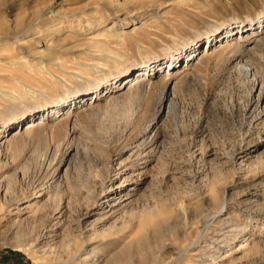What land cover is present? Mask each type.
<instances>
[{"label":"rangeland","instance_id":"1","mask_svg":"<svg viewBox=\"0 0 264 264\" xmlns=\"http://www.w3.org/2000/svg\"><path fill=\"white\" fill-rule=\"evenodd\" d=\"M262 15L264 0H0V264H61L88 241L97 264H264V33L206 40L233 25L238 41L239 22L252 37ZM150 59V88L92 104V82Z\"/></svg>","mask_w":264,"mask_h":264},{"label":"bare ground","instance_id":"2","mask_svg":"<svg viewBox=\"0 0 264 264\" xmlns=\"http://www.w3.org/2000/svg\"><path fill=\"white\" fill-rule=\"evenodd\" d=\"M258 23H259L258 27H256L255 29H252V31H256L255 35L252 36V37H254V39L251 36H248L247 35L248 32L246 30H248V29L245 30V28H248V26H245L244 25V22H239L238 25L240 24V26H242L244 28L242 30V34L243 35H242V37L239 38L238 41H234V42L233 41H229V37H231V35L234 32L235 28L240 29L239 26L238 27H235V26L233 27V25H229V26L227 25L223 29H220L222 31H220L219 29L215 30L217 33L216 34L214 33L213 35H208L206 37V40L209 41V42H211V39L214 36L215 37H218V36H220V35L223 34V35H225L223 39H226V38L227 39L219 42L220 43L219 46L221 47V49L220 48L219 49L224 51V50H227V49H230V48H237L239 50L241 47H244L245 45H248L250 43H256L259 40L258 38H260V36L263 35V33H264V25H263L264 24V15H262L258 19ZM260 30H261V32H259ZM238 33H240V31H238L237 34ZM261 38H263V37H261ZM4 39H1L0 41H2ZM199 41H200V38L195 43L190 44L186 48H182V51L181 50H177L176 53L175 52H168L167 55L169 57L171 55L172 56V59L170 61H167L168 63L167 62L166 63L169 64L172 60L179 59V57L183 54V49L185 50V52L188 51V50H190L189 53L186 52V54H185L187 58L192 57L193 56V52H196L195 49L198 46ZM206 47L207 46H205L204 48H206ZM210 49H211V47L209 48V50ZM197 57L198 56H196L195 59H197ZM204 58H205L204 55L198 57V62L203 63ZM119 60H120V58H119ZM152 65L157 66V63L156 62H153V60L150 59L149 61L147 60L146 63L143 65V67L140 68V69H138V70L132 71L133 68H134L133 65L128 66L126 69H123L122 68L120 70V68H119V72H123V73H129L130 72V74L128 76H126V77H124L122 79V80H124V82L122 84H120L119 86H115V85H117L116 80L118 79L119 76L114 77V76L110 75L111 80L108 79V83L109 84H108V87H106V88L103 87L106 82H103L102 80H96V81L92 82L91 85H90V87H87L88 90H89V88L91 89L93 87L96 89V92H94L92 94V96L95 95V100L93 101L92 104H94L97 101V99L100 97L99 91H101L102 89H108V88H109V91H108V99L109 100L108 101H109V103L111 105L116 106L119 102L125 101L126 99L131 101V99H133L134 95H135V98H136V94L144 91L148 87L150 88V86L153 84L151 82V78H152L153 75H155V71H153L154 68H152L153 67ZM189 65H191V64L188 63V69L191 68V66H189ZM118 66H120V64H118ZM188 69H183L184 71H182V73L186 72ZM116 71H117V69H116ZM141 71H147V72H144L142 74H139L136 77H134V78L131 79L130 76L132 75V72H134V73L137 72L138 73V72H141ZM148 72H149V77L146 76ZM170 72H171V75H174L175 76V74L172 73V71H170ZM112 81H114V82H112ZM38 92L40 93V95H43L42 94L43 92H40V91H38ZM137 96H139V95H137ZM82 97H83L82 93L77 92V91H71V92H69V94L67 95V97L65 99L55 100V101L47 100V106H44L45 109L43 111L48 112L47 116H49L50 113L51 112H55L56 109L60 106V103H63L65 100L71 99L70 102L73 104V102H79L80 99H82ZM133 100H132V102H133ZM89 101H91V99H89ZM90 107H92V106H90ZM12 110H13V113L14 114H12L11 117L10 116L9 117H10V119H13V118L15 119L18 114L16 113V111H15L14 108ZM29 111L30 112H33L34 110L28 107V109L22 111V113L25 114V113H27ZM22 113H21V115H22ZM5 120L6 119L2 120V118L0 116V124H4L5 123ZM44 120L45 119H44V116H43L42 117V121H39V123H37L35 126L37 128L42 127L44 125V123H43ZM29 126L31 127L32 125H29ZM96 255H97V253L94 250H91L90 249V242L88 241V242H86L83 245V248L81 250V254H79V253H72L71 258L67 262H64V263H61V264H97V260H94V258L96 257Z\"/></svg>","mask_w":264,"mask_h":264}]
</instances>
